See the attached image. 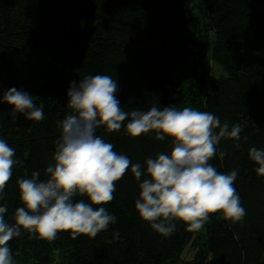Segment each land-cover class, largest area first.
<instances>
[{"label": "trees", "instance_id": "trees-1", "mask_svg": "<svg viewBox=\"0 0 264 264\" xmlns=\"http://www.w3.org/2000/svg\"><path fill=\"white\" fill-rule=\"evenodd\" d=\"M196 1L207 12L203 22L192 12ZM82 19L92 26L79 28ZM158 39L166 44H153ZM208 59L224 74H209L204 67ZM191 60L189 70H200L197 80L185 85L184 70L173 79L171 73ZM96 74L117 81L116 98L126 112L148 111L152 105L192 107L211 112L221 125L240 123L241 139L222 138L210 163L222 173L238 170L234 187L246 215L233 223L221 213L210 214L199 231L174 221L175 232L162 236L135 209L140 182L129 168L116 182L114 199L102 205L116 217L106 231L76 239L61 232L48 242L21 229L9 242L13 260L264 264V177L248 155L252 147L264 149V0H0V101L16 88L44 105V119L37 122L20 113L14 119L12 107L0 102V139L15 148L20 162L0 194L9 223H15L16 208L23 207L17 180L31 178L34 171L41 181L49 178L45 170L55 163L59 124L70 112L69 85ZM97 135L145 168L147 158L171 151V140L158 141L152 132L133 138L124 127L112 133L100 127ZM220 152L227 155L221 158ZM117 231L119 239L113 236ZM187 244L195 249L191 260L180 258Z\"/></svg>", "mask_w": 264, "mask_h": 264}, {"label": "clouds", "instance_id": "clouds-1", "mask_svg": "<svg viewBox=\"0 0 264 264\" xmlns=\"http://www.w3.org/2000/svg\"><path fill=\"white\" fill-rule=\"evenodd\" d=\"M117 91V81L106 74L88 75L79 84L69 85L70 112L59 124L55 163L45 170L49 178L41 181L40 173L34 171L31 178L17 180L23 207L16 208L14 224L5 219L7 206H0V264H13L9 242L21 235V229L48 242L61 232H70L76 239L79 235L95 238L106 231L116 217L102 205L114 199L116 182L129 168L140 182L135 209L162 236L175 232L174 221L185 224L188 231H199L210 214L221 213L233 223L243 220L246 209L234 187L238 170L222 173L210 163L221 139L239 141L243 126L221 125L211 112L192 107L152 105L148 111L126 112L116 98ZM0 102L12 107L14 119L17 113L32 121L44 119V105L37 106L31 95L16 88L4 92ZM100 127L109 133L124 127L133 138L155 133L158 141L171 140V151L147 158L146 168L142 167L97 135ZM219 154L221 158L227 155ZM248 155L258 165L257 174L264 177V149L252 147ZM18 163L15 148L0 139V194ZM77 196L88 202L74 199ZM113 236L120 238L118 231Z\"/></svg>", "mask_w": 264, "mask_h": 264}, {"label": "rangeland", "instance_id": "rangeland-1", "mask_svg": "<svg viewBox=\"0 0 264 264\" xmlns=\"http://www.w3.org/2000/svg\"><path fill=\"white\" fill-rule=\"evenodd\" d=\"M192 12L194 15H196L197 17L200 18L201 22L206 20L207 12L203 8V6L200 5V3L198 1H196V4L193 6ZM90 26H92V22L86 21L84 19L80 20V22L78 23L79 28H87ZM205 34H206V31H205ZM153 44L163 45V44H166V40L158 39L155 42H153ZM193 63H194V60L188 61L180 70H176V71L172 72L171 73L172 78L173 79L176 78L179 75L180 71L184 70L185 73L187 72V75H186L187 80L184 81L185 85L191 79H194L196 81L197 80L196 76L200 75V70L198 68H195L194 72L192 70H189ZM204 65H205L204 66L205 69L208 71L209 74H213L214 76H220V75L224 74L223 69L218 64L214 63L210 59L205 61ZM194 251H195V249L193 247H191L190 244H187L183 247V249L180 253V258L189 259L194 255Z\"/></svg>", "mask_w": 264, "mask_h": 264}, {"label": "crops", "instance_id": "crops-1", "mask_svg": "<svg viewBox=\"0 0 264 264\" xmlns=\"http://www.w3.org/2000/svg\"><path fill=\"white\" fill-rule=\"evenodd\" d=\"M193 258V256L191 257V258H189V259H184V260H191ZM13 264H27V263H23V262H20V261H17V260H13ZM169 264H180L179 262H171V263H169Z\"/></svg>", "mask_w": 264, "mask_h": 264}]
</instances>
